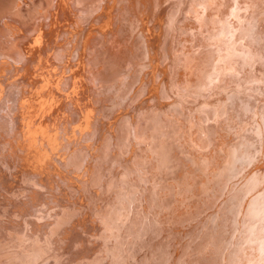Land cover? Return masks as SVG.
<instances>
[{
	"label": "bare ground",
	"instance_id": "6f19581e",
	"mask_svg": "<svg viewBox=\"0 0 264 264\" xmlns=\"http://www.w3.org/2000/svg\"><path fill=\"white\" fill-rule=\"evenodd\" d=\"M107 1L0 0V211L11 202L10 216L21 223L31 217L27 229L37 235L34 217L55 206L51 199L63 203L80 191L86 202L79 208L103 221L106 198L115 193L123 201L112 204L117 213L107 219L115 222L121 258L137 244L138 256L150 262L151 232L164 228L150 224L167 223L169 240L156 248L163 259L157 264H264V0H118L113 20ZM130 92L136 97L128 99ZM114 97L127 99L124 106L133 100L134 108L103 106ZM229 128L237 129L236 138L225 134ZM22 133L34 144L22 142ZM231 174L238 185L220 197L217 187ZM154 185L163 205H151V220L140 223L147 214L129 197ZM22 194L26 202L17 198ZM90 194L100 199L88 206ZM219 197L218 222L197 228L202 220L195 214L213 209ZM78 225L63 232L76 240L115 238ZM185 236L196 244L180 245ZM76 240L69 246H82ZM36 245L16 263H43L42 244Z\"/></svg>",
	"mask_w": 264,
	"mask_h": 264
},
{
	"label": "rangeland",
	"instance_id": "374dc122",
	"mask_svg": "<svg viewBox=\"0 0 264 264\" xmlns=\"http://www.w3.org/2000/svg\"><path fill=\"white\" fill-rule=\"evenodd\" d=\"M101 1L102 0H100V2ZM117 1L118 0H114V1L108 0L107 1L106 4H108V8L110 9V13H111L109 15L108 19L113 20V16H115V15L112 14L113 13L112 12V10H113L112 3L114 2V4H116ZM113 7H115V6H113ZM187 11L194 13V11L192 12L190 9H188V7H187ZM90 23L91 22L89 21V24ZM150 24H152V23H150ZM155 26H156V24H155ZM112 31L116 32V30H114L113 27H112ZM162 34L164 35V30L162 31ZM71 41H73V40L71 39ZM163 42L164 41L162 40V43H161L162 45H163ZM128 44L129 43H126V45H128ZM62 46H65L64 43ZM197 46L199 48L209 47V45H206V46L197 45ZM126 49L128 50V48H126ZM69 57L73 61L75 59H77L74 54L69 55ZM155 84L157 85L158 83L155 82ZM84 87H86L87 90H89L91 88V86H89L88 83L87 84L85 83ZM140 87H142V86L140 85ZM153 89H154V86H153L152 90ZM3 90H2V92H3ZM110 93L113 96V94L115 93V88L109 89V91L107 92L106 95L108 96V94H110ZM133 94H134V92L133 93L130 92L128 95L129 96L128 99L135 98L136 96H134ZM126 100L124 99V100L120 101L119 98L116 99V97H114V100H112V101L109 100V102L106 104L104 103L103 106L105 107L108 104L110 106V107L109 106L107 107L108 109H110V108L119 109V107H121L120 108L121 111H123V109L124 110L127 109L126 108L127 106L129 108H132V107L134 108L133 102H132L133 100L131 101V106H129V104L127 106H124ZM1 103H3L2 100H1ZM122 104H123V106H122ZM41 111H42V109H41ZM32 113L33 114L36 113L35 117H37L38 113L36 112L35 109H32ZM116 117L114 118L112 123H114ZM208 121L211 122V120H208ZM30 127H31V125H30ZM173 128H174V126H173ZM178 129H180V127ZM110 130L116 131L117 127L115 130H114V127ZM0 132H1V130H0ZM175 132H177V131H175ZM237 132L238 131L236 128H229L227 131H225V134H227L229 137L236 138ZM131 135H133V134H131ZM21 136H22L21 141L24 143H33L34 144V142L36 141V138L32 139L30 134L22 133ZM124 137H128L129 139L127 141L131 142L132 146H133V144H134L133 139H131L130 136L127 134ZM141 137L146 138L144 140L145 141L144 144L150 143V142H148V140H149L148 136L142 134ZM47 138H45V140H47ZM134 138H135V140H137V137H134ZM175 140H176V142L183 143L182 136H181L180 132H177V135H175ZM112 142H113V146L115 147V149L118 150V147H117L118 140L114 138ZM3 148H5V150H2V153L5 154L7 147L5 146ZM36 148L37 147L34 148L32 154L36 153L35 152ZM112 150H113V148H112ZM40 153H41V149H40ZM115 153L117 154V152H115ZM19 154L20 155H18V156L26 155V154H23L22 152H20ZM41 154L44 155V153H41ZM117 156H118V154H117ZM46 158H48V157L46 156ZM23 159L24 158H22V160ZM114 175H113V177H114ZM263 175H264V173H263ZM146 176H147V179H146L147 182L152 181L151 179L150 180L148 179V177L150 176L149 172ZM153 176L155 177L153 179L155 182V180L159 178V175L154 173ZM108 178L110 180V178H112V177L109 176ZM108 178H107V181H109ZM237 178L238 177H234V174H231V177L226 181V183L223 186L219 185L217 187V194L220 197L226 196L225 194L227 191L231 190V186H234V185L237 186L238 185V179ZM234 180H237V184H234L235 183ZM144 181H145V179H144ZM142 186H144V185L142 184ZM155 186H157V185H154L150 189H149V187L145 188L139 197H136L137 192H134L133 195L131 197H129V199L132 202L139 203L140 206L142 208H144V210H145V212L144 211L143 212L145 214H147L145 219L140 218L139 214H137V216L140 218V221H141L140 223L145 222L146 219H147V221L151 220V214L152 213L149 210L151 208V205H155V207L163 205L162 202L159 201V195L160 194L157 191V189L155 188ZM117 188H119V187H117ZM148 190H149L150 195H151L150 200L146 198V195H147L146 192H148ZM120 191H122V190H120ZM48 195H49V198H52L51 193H49ZM25 197H26V201H27V194H22V197H17V198H20V200H22V202H26V201H24ZM220 197L216 201H214L213 203H210V205L213 206V209L209 208V209L204 210L203 212L199 211L197 215L195 214V219H201L202 220V222L200 223L201 224L200 227H197V228H202L205 225L207 220L209 223H217L218 222L219 212L218 213L215 212L214 208L217 209ZM49 198L46 197L44 200H49ZM96 199L98 200V199H100V197H93L91 194L89 196H87L88 206L89 205L91 206L92 203H95ZM51 200L54 201L55 206L52 207V206H49V204H48L47 205V208H48L47 212L44 210H41L40 208H37V209L41 210L40 213L38 212L34 217L35 222L38 225V227L36 229L39 231V234H37V235H34V233L31 232L33 230L27 229V228H29L28 225H30V223L32 222L30 220V219H32L31 217L27 216L26 220L24 222L22 220V223H21L20 219H18V215L12 214V216H10V213L8 211L9 210H11V211L16 210L15 207L13 208V205L11 202L8 204V206L6 205L5 212L0 211V214L3 216L2 218L4 219V220H1V222H4L3 226L0 224V263L3 260L14 262L13 264H17L16 262H25L26 259L24 257V255H25L24 251L31 252L36 248V246H37V248L40 249V245H36V243L42 244L44 256L47 257V258H45L43 263H40L41 262L40 261V262H37L36 264H59L58 261H60V257L62 259H64V262H63L64 264H91L92 261L96 257H97V261H96L97 264H134L137 262V258L141 261L142 264H152V263L157 264L158 262L163 260L162 257L156 255V248L158 246H160L161 243H163L165 245L169 240L170 234L168 231H166V227H167L166 224L167 223L150 224V226L158 225L161 228H163V226H164V228L162 229L161 232H155V233L151 232L153 240L156 242L154 244V248L152 250H150L151 257H152L150 262H152V263L145 260L143 258V255L140 257L138 256V253H137L138 247H137V244H135V242H137V241H135L133 238L130 239L131 242L129 241V243H132L133 245L135 244L132 248V252L130 253V251H129L127 254H125L126 255L125 258L119 257L120 252H119L118 247L116 245V236H115V234L117 232L115 231V229L111 228V226L115 222H109L107 219L108 217L113 218V215H115L117 213L115 210L117 208L114 209L112 207V204L120 203L123 201L122 198L117 197L115 195V193L110 195L109 198L107 197L106 198L107 201L105 200L106 202H110L111 205H110L109 209H106V211L103 212L104 213L103 221H101L100 219H96V221H93L91 218H88L90 211H87L85 208H82V207L79 208L80 207V205L78 204L79 202H83V203L86 202V201H84V197L80 191L75 192L73 196H71V197L69 196L67 199L66 198L63 199L62 200L63 203H58L56 201V199H51ZM184 201H185V198L181 201V203H184ZM185 204L182 206V208L185 207ZM245 206L246 205L244 202L241 203L239 201V204H238L239 210L243 211L245 209ZM78 208L80 209V211ZM87 208H89V207H87ZM59 209H61V211H59ZM74 209L76 211H74ZM57 211H59V212H57ZM55 212H57L59 214H56ZM94 212H95V210L92 212L91 215H93ZM214 214L215 215L218 214L216 216V218H215ZM54 215H56L55 217H61V218L58 221L54 220L53 218H51ZM58 215H60V216H58ZM240 217H241V215H239L235 220L241 224H244V220H242ZM259 218H260V216H259ZM89 219H91V220H89ZM261 219H262V217H261ZM142 220H144V221H142ZM76 222H79L80 225L74 226V228H81L83 230V233L84 232L93 233L90 229L91 228L90 226L92 224L95 227L97 226L99 228V231H100L99 233H101L102 236L108 235L111 237L114 236L115 238H113L111 241H109V240L102 239V238H98V239L93 238L94 236H92V235H88V237H86V239L84 238V240L81 237L80 238L77 237V240H83L82 246H80L79 243L77 242L74 245V247L72 248L69 245L72 241L76 240V238L74 236H71L70 234H68L65 231L63 232V230L66 229V227L67 228L71 227V225L72 224L74 225V223H76ZM21 224H23V226ZM39 224H46V225H41L39 227ZM67 224H69V226ZM12 225H15V226H12ZM44 226H46V227L44 228ZM132 228H133L132 225H125V229H132ZM106 229H108V230H106ZM194 229H196V228H194ZM193 230L188 231L187 234L198 235V232L193 231ZM1 231H4V232L2 233ZM187 234H186V236H187ZM224 235H225L226 240H228L230 242L238 239V234H232V235L228 234V237H226L227 234L224 233ZM186 236L184 237V240L180 245H182V246L188 245L191 247L192 245L196 244V241L191 242L190 239H185ZM121 238L124 241H127V239H128L125 237V235H123ZM30 246H33V247H30ZM190 247H187L184 250V252L191 251L189 249ZM229 247H230V243H227L224 245V252L225 253L229 250ZM135 248H136V252L134 251ZM133 257H136V258L134 259ZM47 260H51V261H47ZM28 263L29 262H27L26 264H28Z\"/></svg>",
	"mask_w": 264,
	"mask_h": 264
}]
</instances>
